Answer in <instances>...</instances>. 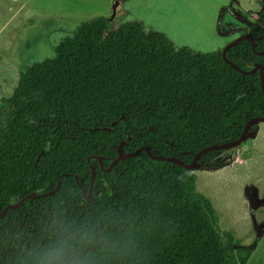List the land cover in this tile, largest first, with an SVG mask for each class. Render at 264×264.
I'll return each mask as SVG.
<instances>
[{"label":"trees","instance_id":"1","mask_svg":"<svg viewBox=\"0 0 264 264\" xmlns=\"http://www.w3.org/2000/svg\"><path fill=\"white\" fill-rule=\"evenodd\" d=\"M248 31L260 37L254 50L264 51V1ZM226 59L243 71L253 64L264 70V55L247 41L230 48ZM263 114L259 72L235 71L220 51L177 48L138 22L82 23L55 46L52 59L22 70L1 100L0 212L14 199L52 191L63 174L77 176L87 191L89 166L101 195L88 202L75 179L64 177L52 195L10 210L0 219V264H18L24 239L53 214L97 234L90 248L95 264H246L252 249L219 231L193 173L143 152L109 172L87 159L101 158L106 169L118 144L131 137L123 153L147 147L188 164L200 150L236 140Z\"/></svg>","mask_w":264,"mask_h":264},{"label":"rangeland","instance_id":"2","mask_svg":"<svg viewBox=\"0 0 264 264\" xmlns=\"http://www.w3.org/2000/svg\"><path fill=\"white\" fill-rule=\"evenodd\" d=\"M115 1L111 25L138 22L177 48L206 54L221 51L254 24L264 0H0V103L22 70L52 59L55 46L82 23L108 20ZM256 129L255 139L214 154L204 170L193 172L219 231L252 249L246 264H264V122Z\"/></svg>","mask_w":264,"mask_h":264},{"label":"water","instance_id":"3","mask_svg":"<svg viewBox=\"0 0 264 264\" xmlns=\"http://www.w3.org/2000/svg\"><path fill=\"white\" fill-rule=\"evenodd\" d=\"M118 6V1H115L114 5L112 6V13H111V17L108 19V22H113L115 14H116V8ZM241 41H247L250 44V47L252 49V51L258 55H264V51L261 52H257L254 50V41L255 38L253 36H251L250 33H247L245 35H241L238 38H236L235 40H233L232 42H230L229 44H227L221 51V57L222 60L228 64L232 69H234L235 71L241 73V74H251V73H255V72H259V80H260V87H261V92L263 95V100H264V70L263 67L260 64H253L252 65V70L251 71H243L240 68H238L235 64H233L232 62L228 61L226 59V53L227 51L234 47L235 45H237L238 43H240ZM264 122V114L263 116L260 117H254L252 119H250L243 127V130L241 132V134L239 135V137L232 141V142H228V143H223V144H214L211 145L209 147H206L202 150H200L199 152H197L196 154L193 155L190 163L185 164L182 160L176 158V157H166L163 155H155L153 154L152 149L147 148V147H140L137 150L131 152V153H123V148L124 146L131 140V137H127L125 139V141H121L116 149L117 152V156L116 158H114L108 168L105 171H110L118 162L126 160V159H130L132 157L137 156L140 153H145L147 155V157L155 162H169L172 163L174 165H177L178 167L183 168L184 170L193 173L197 170H200L203 166H204V162L200 163L198 160L203 157L205 154L207 153H212V152H218V151H225V150H231V149H236L238 148L242 143H244L247 140H251V139H255L256 135H257V130L256 129H251L257 125H259L260 123ZM114 125V123H113ZM110 129L108 128L107 131H109ZM49 143L46 144L45 148L39 153L38 157L40 155H42L48 148ZM37 157V158H38ZM91 159H96L99 162V165L102 166V162H101V158L99 157H95V156H91L87 159V162L89 163V161ZM90 169V181H89V189H88V197L90 196L91 193V188L93 185V181H94V177H95V171L93 169V167L89 166ZM64 177H73L76 181L77 186L80 188L81 192L83 195H85V190H83V188H81L79 181H78V177L72 174H63L60 175L57 179L56 182V186L52 191H49L47 193H41V194H35V195H27L25 197H23L22 199H20L19 201H17V199H14V203L9 205L8 207L4 208L1 212H0V219L5 217L7 215V213L10 210H16L19 207H21L23 205V203L27 200H31V199H35V198H41V197H45V196H50L53 193H55L59 187H60V179L64 178ZM87 197V198H88Z\"/></svg>","mask_w":264,"mask_h":264},{"label":"clouds","instance_id":"4","mask_svg":"<svg viewBox=\"0 0 264 264\" xmlns=\"http://www.w3.org/2000/svg\"><path fill=\"white\" fill-rule=\"evenodd\" d=\"M23 243L18 264H95L90 248L97 243V234L60 214H53L35 237L25 238Z\"/></svg>","mask_w":264,"mask_h":264},{"label":"flooded vegetation","instance_id":"5","mask_svg":"<svg viewBox=\"0 0 264 264\" xmlns=\"http://www.w3.org/2000/svg\"><path fill=\"white\" fill-rule=\"evenodd\" d=\"M260 10V9H259ZM109 23H111V22H109ZM238 32H240V33H236V37L233 39V40H235L236 38H238L239 36H241V35H245V34H247V33H250L249 31H248V27L246 28V29H243V31H238ZM235 33V32H234ZM224 36H227V35H224ZM255 38V41L256 40H259V38L260 37H254ZM232 40V41H233ZM231 41V42H232ZM254 41V42H255ZM242 42V41H241ZM229 44V43H228ZM222 51V50H221ZM220 51V52H221ZM256 127V126H255ZM251 129H253V128H251ZM256 129V128H255ZM257 130V133H258V129H256ZM225 151H228V150H225ZM221 152H224V151H218V152H215L214 154H216V153H221ZM213 154V155H214ZM212 155V156H213ZM212 156H210V158H208V159H202V157L198 160L200 163H202V162H204L205 164H204V166L200 169V170H204L205 169V167H206V165L209 163V161H211V159H212ZM99 163V162H98ZM119 163V162H118ZM110 164V163H109ZM100 166V165H99ZM109 166V165H108ZM115 167V166H114ZM113 167V168H114ZM100 168L104 171V172H109V171H105L106 169H103V165L102 166H100ZM112 168V169H113ZM111 169V170H112ZM110 170V171H111ZM200 170H197V171H200ZM58 179V178H57ZM94 179H95V177H94ZM61 180V179H60ZM79 181V180H78ZM60 184H61V182H60ZM93 184H94V181H93ZM79 188V187H78ZM88 189H89V187H88ZM88 189H87V191H85L86 193H85V195H83L82 194V192H81V195H82V197L86 200V201H88V202H91V201H93V202H95V200L93 199V198H95V197H98V196H100L101 194H100V191L99 190H97L96 188H93V185H92V188H91V193H90V196L88 197ZM84 190V189H83ZM32 195H35V194H32ZM88 197V198H87ZM22 199V198H21ZM36 199V198H35ZM20 200V199H19ZM19 200H17V201H19ZM32 200V199H31ZM14 203V202H13ZM20 208V207H19Z\"/></svg>","mask_w":264,"mask_h":264}]
</instances>
